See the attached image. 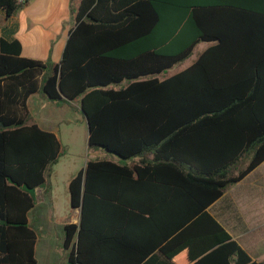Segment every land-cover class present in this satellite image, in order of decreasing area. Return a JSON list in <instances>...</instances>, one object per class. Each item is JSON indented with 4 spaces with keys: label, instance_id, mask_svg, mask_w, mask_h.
<instances>
[{
    "label": "trees",
    "instance_id": "1",
    "mask_svg": "<svg viewBox=\"0 0 264 264\" xmlns=\"http://www.w3.org/2000/svg\"><path fill=\"white\" fill-rule=\"evenodd\" d=\"M21 6L0 0V264H37L28 213L61 155L28 123L37 92L79 99L88 146L120 158L69 181L81 210L63 227L68 264H264L207 211L264 161V0H77L60 65L21 55L2 26Z\"/></svg>",
    "mask_w": 264,
    "mask_h": 264
},
{
    "label": "crops",
    "instance_id": "2",
    "mask_svg": "<svg viewBox=\"0 0 264 264\" xmlns=\"http://www.w3.org/2000/svg\"><path fill=\"white\" fill-rule=\"evenodd\" d=\"M72 4H77V0L73 3H71L70 0H25L14 15H12L6 22L2 23V26H7V28L15 27L12 37L20 41L22 56L41 60L51 59L54 64L59 63L69 32L74 27V19L70 9ZM26 33H31V38L28 44H25L23 40ZM202 43L205 44L204 49L211 44L209 42ZM36 94H41L46 98L41 92H37L30 96L28 99V123H36L41 128L54 132L58 137L56 133L57 129L51 128L50 126L54 119L43 109L38 111L34 110L33 112V104L31 105L30 102ZM46 100L49 99L46 98ZM62 102H65L66 104L72 103L73 107L78 110V116L75 118L76 122H82L85 124L80 113L79 99ZM84 126L86 127V125ZM87 160L88 159L86 158L80 159L77 168L64 180L63 185L66 186L67 189L71 178L80 169L84 168ZM134 162L135 161L129 163L132 164ZM234 171L236 170L234 169ZM49 176L50 169L46 176L45 183L34 189V198L36 196L39 206L40 204L44 205L41 210L39 209V213L44 220V224H46L47 231L50 233L54 224L63 229L66 223H78L80 213L77 207L73 208L70 205L69 189L68 209H66L64 214L58 213L60 211V206L56 198L57 189L53 186V183L49 181ZM35 207L36 202L32 210ZM207 211L223 226L230 236L240 244L252 259L263 261L264 161L241 180L228 184L222 195L208 206ZM53 219L56 220L54 221ZM31 227L36 231L33 226ZM61 240L64 247V230ZM37 241L38 240H36L35 256L37 253ZM42 246L44 248H52L53 245L45 240L42 243ZM65 250L68 254V249ZM149 260H151L149 261V264H169L167 263V260L160 255L150 257Z\"/></svg>",
    "mask_w": 264,
    "mask_h": 264
},
{
    "label": "rangeland",
    "instance_id": "3",
    "mask_svg": "<svg viewBox=\"0 0 264 264\" xmlns=\"http://www.w3.org/2000/svg\"><path fill=\"white\" fill-rule=\"evenodd\" d=\"M30 34L31 33H26L24 35L23 40L25 44L29 43L31 38ZM204 46V43H198L194 48L193 53L187 59L175 64L157 76L159 78H163L188 66L197 58V56L204 49ZM127 82L128 81L124 80L121 86H124ZM30 104H33V112L34 110L38 111L43 109L54 119L50 126L51 128L57 129L56 133L61 141V155L58 157L57 162L50 166V176L48 179L57 189L56 198L60 206V211L58 213L64 214L66 209H68L69 199L68 189L63 185V182L69 174L77 168L79 160L83 158H110L113 160H119L120 158L103 148L88 146L87 129L84 126L85 124L82 122H76L75 118L78 116V110L73 107L72 103L66 104L65 102L60 101H49L41 94H36L32 98ZM245 163L246 159L240 161L237 167L241 168L245 165ZM35 202L36 207L29 213V222L30 225L37 231V264H68L67 251L64 249L63 242L61 240L63 229L54 224L52 231L49 233L47 231L46 224H44V220L39 213V209L41 210L44 205H38L39 202L36 196ZM53 220L55 221L56 219ZM45 240H47L49 244L53 245L52 248H44L42 246V243Z\"/></svg>",
    "mask_w": 264,
    "mask_h": 264
},
{
    "label": "water",
    "instance_id": "4",
    "mask_svg": "<svg viewBox=\"0 0 264 264\" xmlns=\"http://www.w3.org/2000/svg\"><path fill=\"white\" fill-rule=\"evenodd\" d=\"M59 65H60V63H59ZM58 89H59V91H60L59 86H58ZM61 95H62V97H63L64 99L69 100V99H67L65 96H63V94H61ZM80 113H81V115H82V117H83V119H84L85 125H86V129H87V142H89V136H90V122H89V118H88L87 113L85 112V110L83 109V107H82V105H81V102H80ZM78 210H79V213H80L81 207H78ZM79 219H80V216L78 217V221H79Z\"/></svg>",
    "mask_w": 264,
    "mask_h": 264
},
{
    "label": "built area",
    "instance_id": "5",
    "mask_svg": "<svg viewBox=\"0 0 264 264\" xmlns=\"http://www.w3.org/2000/svg\"><path fill=\"white\" fill-rule=\"evenodd\" d=\"M18 2H20V3H23L25 0H17Z\"/></svg>",
    "mask_w": 264,
    "mask_h": 264
}]
</instances>
